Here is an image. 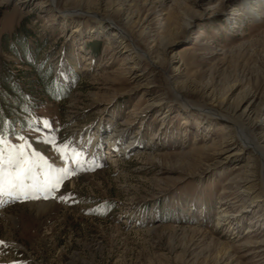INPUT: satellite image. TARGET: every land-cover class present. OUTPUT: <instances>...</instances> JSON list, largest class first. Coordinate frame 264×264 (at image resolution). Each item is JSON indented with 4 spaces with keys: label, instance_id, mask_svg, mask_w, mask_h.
<instances>
[{
    "label": "rangeland",
    "instance_id": "obj_1",
    "mask_svg": "<svg viewBox=\"0 0 264 264\" xmlns=\"http://www.w3.org/2000/svg\"><path fill=\"white\" fill-rule=\"evenodd\" d=\"M82 1L31 0L22 7L19 0H0L5 154L8 145L24 144L38 164L74 170L47 199L3 201L0 264H219L224 254L228 264H264V245L252 243L264 239L261 157L248 149L240 161L216 164L227 140L242 141L220 123L204 128L203 120L220 122L224 113L214 107L219 115H207L213 107L201 90L177 88L200 107L176 100L166 80L170 67L155 71L141 62L134 70L149 84L135 88L129 74L121 73L122 64H131L128 53L111 57L108 35L86 38L80 49L76 26L86 35L100 19L118 20L93 9L98 0ZM149 2L151 11L164 18L169 13L180 25L199 14L171 53L191 82L210 84L220 95L232 85L235 94L262 86L264 13L255 19L243 0ZM162 17L150 30L161 31ZM139 45L147 49L151 40ZM263 119L264 111L256 124L264 125ZM100 126L106 136L113 134L102 158L85 146ZM124 137L132 148L122 145L117 152L124 154L112 158L111 142ZM244 177L249 196L237 185ZM238 194L240 201L234 199ZM221 202L233 204L234 215L246 211L235 230L218 224ZM37 203L52 205L32 210ZM250 226L256 230L247 235Z\"/></svg>",
    "mask_w": 264,
    "mask_h": 264
},
{
    "label": "bare ground",
    "instance_id": "obj_2",
    "mask_svg": "<svg viewBox=\"0 0 264 264\" xmlns=\"http://www.w3.org/2000/svg\"><path fill=\"white\" fill-rule=\"evenodd\" d=\"M50 1L52 4L56 2V0H49V3ZM87 1L89 0H83L82 2L86 4ZM19 2L22 7H27L31 0H19ZM103 3H105V5L108 4L109 7H104ZM137 3L131 0H98L93 9H96L97 11L102 10L105 12H112L117 15L118 20L116 21L112 18L100 19L98 27L96 29H91L86 35L81 32L79 26H76L75 29L73 28L74 32H77L78 36L81 38L82 42L80 44V49H83L85 46L84 39L93 38L94 36L101 38L108 35L107 49L110 51L111 57H118L123 53H128L129 57L126 58L125 61L129 60L131 64H122L123 67L121 73L122 75L129 74V78L135 83V88H144L149 84V81L142 72L134 70L135 67L137 68V65L140 66V63L145 61L152 64L155 71L162 70L165 72L163 67H170L171 70L167 74L166 80L169 87L174 92L176 100L181 101L184 106H188L189 104L191 106L200 107L201 105L186 101L181 92L177 89L180 85L182 90L186 91L190 90L196 92L201 90L213 107V109L209 108L205 110L210 112L207 113V115L216 113L214 107L224 113L220 115V117L223 118L220 122L203 120L201 123H203L204 128L208 129L220 123L222 129H233L234 134L242 141L241 144H237L233 139L227 140L225 146L222 149H219L216 153V164H222L229 161L232 162V160L235 162L240 161L241 155L248 149L252 151V153L255 151L262 160L263 169L261 183L264 188V125L258 126L256 124V118L264 111V82L259 88L248 87L236 94V85H232L228 91L221 95L218 94L217 89L210 84L199 87L196 83L191 82L189 78L186 77V74L183 72V63L180 61L176 52L171 55L177 43V39L182 34L189 31L193 19L198 17L199 14L197 11L193 12L191 16L180 25L172 16H170L169 13L166 14L164 18L162 15L151 11L149 8V0H143L142 4ZM243 5L248 10V13L253 15L255 19H259L264 13V0H243ZM206 10H208V8H206ZM78 12L84 14L82 10H79ZM159 17H162L164 20L161 25V31L153 32L150 30V25ZM179 27H181L182 30L178 33L176 31ZM133 31L138 33L139 39L134 37ZM148 39L151 40V45L147 49H142L139 45V41L144 42V40ZM154 70L153 72L155 73ZM216 114L219 115V113ZM163 116L165 118L166 115ZM112 135L113 134H108L106 136V128L100 126L97 129V134L92 137L91 141H86L85 146L89 147L90 151L96 156L102 158L106 143L110 139L108 137ZM124 138L125 139L111 142L112 144L110 147L113 146L114 148L110 153L112 158L115 157L116 154L120 156L124 154V151L117 152L120 146L125 145L123 148L126 150L132 148L127 137ZM208 169L211 170L210 167ZM246 172L250 173V171ZM240 178L237 185L240 186L241 184L240 191L249 196L252 192L249 185L250 181H248L249 177H244L243 179ZM239 197L238 194L234 199L240 201ZM3 201L9 202V199L5 198ZM3 201L0 202V209L4 206ZM253 202L255 203V201ZM51 205V203H37L31 204L30 207L32 210L37 209L43 212L48 210ZM232 205L230 202H221L220 207L218 208V224L223 225L224 227L228 226V230H235V223L242 222L244 219L240 218L246 213V211H241L238 215H234L235 212ZM249 207H252L251 211H253L252 209L255 207V204H252ZM231 226L233 227L231 228ZM254 228V226H250L246 231L247 235L254 233L256 230ZM234 233L235 232L232 231L231 236ZM252 243L264 245V239H256V241H253ZM262 251H264V249H262ZM218 262L219 264H228L227 255L224 254L223 256H220Z\"/></svg>",
    "mask_w": 264,
    "mask_h": 264
},
{
    "label": "snow or ice",
    "instance_id": "obj_3",
    "mask_svg": "<svg viewBox=\"0 0 264 264\" xmlns=\"http://www.w3.org/2000/svg\"><path fill=\"white\" fill-rule=\"evenodd\" d=\"M45 127H50L44 121ZM23 139V137H20ZM6 141L0 134V202L5 198L24 200L40 198L47 199L50 194L60 187L73 169H53L51 165L42 166L35 159L36 153L25 151L26 145H8L7 154L4 151ZM42 172L38 173L37 169ZM43 176L41 180L40 176ZM31 181V183H28ZM63 199V197H61Z\"/></svg>",
    "mask_w": 264,
    "mask_h": 264
},
{
    "label": "trees",
    "instance_id": "obj_4",
    "mask_svg": "<svg viewBox=\"0 0 264 264\" xmlns=\"http://www.w3.org/2000/svg\"><path fill=\"white\" fill-rule=\"evenodd\" d=\"M44 80V79H43Z\"/></svg>",
    "mask_w": 264,
    "mask_h": 264
}]
</instances>
